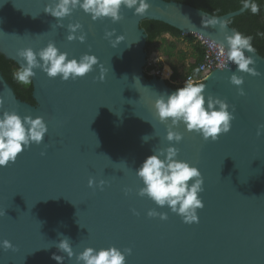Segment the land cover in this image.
<instances>
[{
  "label": "water",
  "instance_id": "obj_1",
  "mask_svg": "<svg viewBox=\"0 0 264 264\" xmlns=\"http://www.w3.org/2000/svg\"><path fill=\"white\" fill-rule=\"evenodd\" d=\"M147 2L143 15L122 6L115 23L93 21L76 8L57 27V19L43 11L53 0H0V53L19 67L24 61L18 50L35 52L50 41L68 58L87 53L98 61L75 80L34 69V104L17 97L0 72V114L40 116L48 128L39 145L0 167V241L13 245L0 248V264H57L53 254L63 256V264H76L84 248L109 246L131 249L125 264H264V128L257 135L264 125V55L245 53L253 56L260 75L236 73L243 77V95L229 81L236 66L228 60L200 82L206 97L228 103L234 116L228 133L205 141L180 123L174 130L182 140L168 142L169 122L159 121L154 102L176 89L161 76L146 75L147 33L140 25L157 20L220 43L233 30L227 20L246 9L214 15L174 0ZM202 16L215 17L226 28L202 24ZM77 22L82 27L75 35L84 34L85 40L68 41L67 25ZM113 30L106 39L104 33ZM170 144L178 149L177 159L201 173L198 222L184 223L167 206L137 194L143 184L135 170ZM101 180L105 183L97 186ZM151 209L167 219L148 217ZM64 237L73 249L71 259L56 247Z\"/></svg>",
  "mask_w": 264,
  "mask_h": 264
},
{
  "label": "clouds",
  "instance_id": "obj_2",
  "mask_svg": "<svg viewBox=\"0 0 264 264\" xmlns=\"http://www.w3.org/2000/svg\"><path fill=\"white\" fill-rule=\"evenodd\" d=\"M133 10V14L143 15L149 8L147 0H53L51 5L44 8L46 14L57 19V27L63 25L60 20L69 16L73 10L79 8L84 13L89 14L93 21L102 18H110L112 22L119 21L121 7ZM243 7L250 9L253 14L259 11L256 3L252 0H244ZM202 24L216 27L220 31L226 28L225 22L215 17L205 19L202 16ZM80 23H69L67 25L68 41L79 40L83 42L85 35H75L81 29ZM105 38H111L113 31H106ZM117 41L123 37H117ZM251 37L245 36L239 31L231 30L224 34L223 41L220 42V51L227 50V60L236 66V71L231 74L229 81L237 86L240 95L243 90L239 88L243 84V77L236 73H247L252 76L260 75L255 68L254 53L251 44ZM112 42V40H110ZM17 55L23 59L24 63L14 73V79L23 86L32 83L35 76L34 69H39L49 78L59 76L61 81L70 78L75 80L83 77L92 71L97 65V57L90 54H83L78 59L68 58V53L60 51L53 42L38 51L31 48L18 50ZM251 65V67H250ZM103 72V70H102ZM170 74V70H169ZM167 78V77H165ZM103 74L101 80H103ZM204 83H194L189 78L182 87L167 95H158L154 102L155 114L161 123L168 121L164 139L168 142L179 143L182 134L174 128L180 123L186 131L198 133L205 141L211 139L215 141L220 134L228 133L231 128V121L234 119L230 112L228 103L211 94L205 96ZM4 104L0 98V106ZM264 125L258 126L257 135ZM48 128L43 118L36 116H19L15 111H4L0 114V167L6 166L9 162H14L17 155L31 144L39 145ZM144 141L150 139L148 136L142 138ZM41 155H44L42 152ZM178 149L168 146L165 149H158L152 155L147 156L141 165L135 170L136 176L142 181L143 187L138 190V195L147 196L157 207L167 208L179 215L184 223L198 222L197 209L203 207L202 200L198 193L203 191V179L201 173L195 166H190L188 162L177 159ZM105 182L101 180L97 186H102ZM94 181L88 180V186L92 187ZM129 190L125 189L127 193ZM135 214V213H134ZM148 217H157L161 220L167 219V214L151 209L147 212ZM13 245L8 240L0 241V248L8 250ZM59 251L66 253L71 259L74 256L69 238L64 237L57 244ZM131 249H120L109 246L108 248L93 249L86 247L75 256L76 264H125V255L130 254ZM52 259L57 264H63L64 257L56 254Z\"/></svg>",
  "mask_w": 264,
  "mask_h": 264
},
{
  "label": "trees",
  "instance_id": "obj_3",
  "mask_svg": "<svg viewBox=\"0 0 264 264\" xmlns=\"http://www.w3.org/2000/svg\"><path fill=\"white\" fill-rule=\"evenodd\" d=\"M177 2L189 4L196 8L202 9L214 15H222L243 6L244 0H174ZM256 3L259 11L255 14L250 9H246L243 13L231 17L227 20V23L236 31H239L245 36H250L251 44L254 51L260 55H264V0H252ZM141 27L145 29L147 33L146 51L154 49L158 52H162L163 56L171 59L178 54L179 59H184L186 53L184 51L177 50V43L181 41H187L192 47V53L187 65L186 74H195V69L199 62L203 58V48L195 40L191 34H183L180 30L157 20H143L141 21ZM168 35V36H165ZM166 76L161 75L166 83L173 87L178 88L184 85L183 78L179 68L172 66L162 67L158 66ZM20 67L12 59H7L0 53V72L5 80L12 86L17 97L20 99L35 103L32 97V83L28 86L19 84L14 79V73ZM170 70V74H169ZM146 75L148 74L146 70ZM167 77V78H165Z\"/></svg>",
  "mask_w": 264,
  "mask_h": 264
},
{
  "label": "built area",
  "instance_id": "obj_4",
  "mask_svg": "<svg viewBox=\"0 0 264 264\" xmlns=\"http://www.w3.org/2000/svg\"><path fill=\"white\" fill-rule=\"evenodd\" d=\"M194 38L203 48V58L197 65L195 74H186L183 77V83L189 78H191L194 83H200L205 79L208 73L221 68L227 61V50L225 49V51L221 53L219 47L220 43L198 34H194ZM158 66L157 58L147 55L145 72L147 70L149 75L161 76L163 75V71Z\"/></svg>",
  "mask_w": 264,
  "mask_h": 264
},
{
  "label": "rangeland",
  "instance_id": "obj_5",
  "mask_svg": "<svg viewBox=\"0 0 264 264\" xmlns=\"http://www.w3.org/2000/svg\"><path fill=\"white\" fill-rule=\"evenodd\" d=\"M191 35L194 36V34H191ZM177 50L184 51L186 53V56L184 57V59H179V56L178 57L174 56L171 59H167L166 57L159 56L157 60H158V64L161 65L162 67H164L165 65L168 67H172V66L178 67L181 73V77L183 78L187 70V65H188V60L190 58V54L192 53V47L188 44L187 41H181L177 43ZM163 76H166L164 72H163Z\"/></svg>",
  "mask_w": 264,
  "mask_h": 264
},
{
  "label": "crops",
  "instance_id": "obj_6",
  "mask_svg": "<svg viewBox=\"0 0 264 264\" xmlns=\"http://www.w3.org/2000/svg\"><path fill=\"white\" fill-rule=\"evenodd\" d=\"M166 36V35H165ZM168 36V35H167ZM147 55L148 56H153V57H156V58H159V56H163L162 52H158L154 49H150L147 51ZM176 57H178V54L175 55ZM164 57V56H163ZM173 58V57H172ZM168 59V58H167ZM189 61V60H188ZM171 68V67H170Z\"/></svg>",
  "mask_w": 264,
  "mask_h": 264
}]
</instances>
